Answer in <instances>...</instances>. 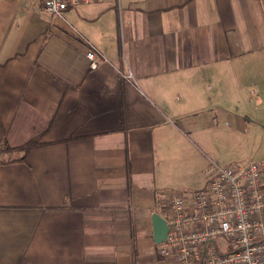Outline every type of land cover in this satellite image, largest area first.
<instances>
[{
	"label": "crops",
	"instance_id": "0c3cea01",
	"mask_svg": "<svg viewBox=\"0 0 264 264\" xmlns=\"http://www.w3.org/2000/svg\"><path fill=\"white\" fill-rule=\"evenodd\" d=\"M263 96L264 0H0L4 148L41 142L0 154V264H169L155 191L212 160L179 178L181 143L257 125Z\"/></svg>",
	"mask_w": 264,
	"mask_h": 264
},
{
	"label": "built area",
	"instance_id": "2783aa9c",
	"mask_svg": "<svg viewBox=\"0 0 264 264\" xmlns=\"http://www.w3.org/2000/svg\"><path fill=\"white\" fill-rule=\"evenodd\" d=\"M60 15L68 7L104 0H41ZM92 69L108 59L91 42ZM206 183L191 192L155 191V210L168 223L158 243L169 264H264V160L249 159L205 170Z\"/></svg>",
	"mask_w": 264,
	"mask_h": 264
},
{
	"label": "rangeland",
	"instance_id": "374dc122",
	"mask_svg": "<svg viewBox=\"0 0 264 264\" xmlns=\"http://www.w3.org/2000/svg\"><path fill=\"white\" fill-rule=\"evenodd\" d=\"M253 101L255 102V100ZM251 104L255 106L254 103ZM261 109L258 117L262 122L257 125L249 124L247 129L237 128L229 120L225 126H222V129L228 131V135L223 132L226 134V138L224 135L220 136V130L217 128L210 140L207 139L206 142L200 140L198 136L190 134V137L181 143L179 147L180 159L178 158L179 162L175 161L174 164L179 178H191L200 170L203 160L208 157L212 159L209 161L210 164L215 161L221 165H229L237 161L246 162L249 159L264 160V106ZM255 114L257 115V110H255ZM185 144H187L186 149L184 148ZM176 155H178L177 151ZM171 186L174 185L168 187L171 188Z\"/></svg>",
	"mask_w": 264,
	"mask_h": 264
},
{
	"label": "trees",
	"instance_id": "16d2710c",
	"mask_svg": "<svg viewBox=\"0 0 264 264\" xmlns=\"http://www.w3.org/2000/svg\"><path fill=\"white\" fill-rule=\"evenodd\" d=\"M5 142H6V127L4 125V122L2 120V116L0 114V154L3 152L4 149L8 153H12L14 151H22L23 152L22 157H19L17 159H12L11 157H8L7 159L6 158L2 159V161L9 162V161H14V160H24V159H26L27 153L33 147H36V146L41 144V142L38 141L37 139H32V140H30L24 144H21L19 146H10L7 144L4 148Z\"/></svg>",
	"mask_w": 264,
	"mask_h": 264
},
{
	"label": "water",
	"instance_id": "95a60500",
	"mask_svg": "<svg viewBox=\"0 0 264 264\" xmlns=\"http://www.w3.org/2000/svg\"><path fill=\"white\" fill-rule=\"evenodd\" d=\"M152 224L155 242L160 243L166 238L169 225L158 212H153Z\"/></svg>",
	"mask_w": 264,
	"mask_h": 264
}]
</instances>
